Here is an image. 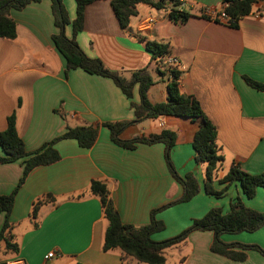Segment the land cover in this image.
<instances>
[{"label": "crops", "instance_id": "0c3cea01", "mask_svg": "<svg viewBox=\"0 0 264 264\" xmlns=\"http://www.w3.org/2000/svg\"><path fill=\"white\" fill-rule=\"evenodd\" d=\"M111 1L87 4L83 29L75 35L83 52L126 78L148 68L154 79L148 99L156 104L168 97L170 70H179L181 92L199 101L217 129L224 157L214 180L221 195H211L204 191L205 165L196 161L192 146L198 121L165 116L131 124L121 133L122 140H133L164 130L175 132L173 167L181 177L193 174L201 187L190 201L157 213L166 228L153 234L152 240L161 242L179 235L213 208L226 214L237 198L246 207L264 212V187L247 198L240 182H221L235 165L252 175L264 172V92L244 80L247 76L255 82L264 81V2L241 18L236 28L201 14L204 8L223 10V0H183L182 11L191 15L184 23L169 17L170 3L163 9L140 4L129 27L123 28ZM63 2L73 22L77 2ZM9 15L17 36L0 38V132L6 130L7 119L13 114L27 152L37 151L68 127L88 124L98 127L99 134L90 149L72 139L58 141L55 148L60 160L30 172L10 215L20 249L17 254L1 251L0 264L13 258L28 264H121V250L103 249L108 223L99 198L90 192L92 181L107 184L122 222L134 226L147 224L153 210L183 194V186L167 166L163 143H138L133 150L125 149L111 141L110 129L103 125L134 120L131 103H140L139 86L128 98L111 78L90 75L83 69L66 73V60L52 39L58 29L50 0L12 9ZM150 18L155 19L152 25L147 24ZM65 33L73 38L72 25L66 26ZM147 42L168 45V55L176 57L179 65L171 68L166 60L159 63ZM23 169L19 160L0 165V196L13 191ZM46 194L54 195L56 202L41 207L40 227H35L30 219L32 204ZM4 220L5 215L0 214V228ZM213 234L190 233L187 244L167 251L166 264H264V256L256 250L247 251L248 258L242 262L217 255L211 250ZM221 239L264 250V227L252 233L224 234ZM52 251L54 256L46 259Z\"/></svg>", "mask_w": 264, "mask_h": 264}, {"label": "trees", "instance_id": "16d2710c", "mask_svg": "<svg viewBox=\"0 0 264 264\" xmlns=\"http://www.w3.org/2000/svg\"><path fill=\"white\" fill-rule=\"evenodd\" d=\"M42 0H0V38L15 39L17 36L16 24L10 18L9 12L12 9H22L31 3ZM51 12L54 17L58 33L52 36L56 49L66 60V73L75 69H83L90 75H99L111 78L112 81L127 95L133 96V88L139 86L140 103H131L135 118L132 121L103 123L111 132L112 142L125 149H134L138 143L165 145V159L167 166L175 178L183 186V194L177 201H172L150 213V221L142 226L128 225L122 222L115 206L110 198L107 184L101 181H92L90 192L97 196L101 202V208L108 223L103 238V249L105 252L121 250V264H166V254L169 249L180 248L187 244V238L194 231H212L213 240L211 250L217 255L224 256L235 261H245L248 258L247 251L256 250L264 256V250L258 245H244L240 243H225L221 236L224 234L252 233L264 227V212L246 207L240 198H237L231 205L230 212L224 214L219 207L211 209L202 218L194 219L192 224L182 233L175 237L168 238L161 242L152 240V235L162 232L166 226L158 220V212L167 209L172 205L186 203L199 193L201 187L193 174L181 177L176 172L171 161V150L177 141V135L171 130H164L160 134L137 137L130 140H122L121 133L131 124H137L146 119H159L165 116H176L182 119H189L199 122V128L195 133L192 143L195 159L199 165H205L204 191L211 195H221L216 191L214 180L216 173L221 167L224 157L221 155V148L218 145V133L216 127L204 114L201 105L196 97L184 95L180 90L181 72L176 69L170 70V80L167 84L168 97L165 102L152 103L148 99V92L154 85V79L148 68L133 71L128 78L118 72L107 69L98 59H91L87 56L75 39V35L82 31L84 26V14L87 4L93 0H76V19L71 22L63 0H50ZM227 3L224 12L230 18V27L236 28L238 22L244 16L251 14L255 7L264 0H223ZM112 8L123 28H128L131 17L136 13V6L148 4L157 9H163L170 3L173 7L169 17L174 21L186 22L191 15L178 10L180 0H112ZM264 12V11H263ZM218 20V19H216ZM72 25L73 38L65 33V28ZM146 47L153 57L163 63L169 52L168 45L159 42H147ZM247 84L259 91L264 92V81L255 82L244 77ZM98 127L88 124L68 127L66 132L46 143L43 147L34 152H27L23 141L16 128L15 116L12 114L7 119V128L0 132V147L4 153L0 156V165L14 161H22L23 175L20 181L9 195L0 196V214L5 215L4 224L0 228V252L6 254H17L20 245L16 241L13 232L15 224L10 221V215L15 199L30 172L38 166H48L60 160L61 155L55 148V144L64 139L77 141L79 146L90 149L98 139ZM238 181L242 186V192L247 198L255 196L260 187H264V172L252 175L243 172L239 165L230 167L227 174L221 180L227 185ZM56 198L52 194H46L43 198L37 199L31 208L30 219L35 227H40L39 212L41 207L55 203ZM185 257L181 262H184Z\"/></svg>", "mask_w": 264, "mask_h": 264}, {"label": "built area", "instance_id": "2783aa9c", "mask_svg": "<svg viewBox=\"0 0 264 264\" xmlns=\"http://www.w3.org/2000/svg\"><path fill=\"white\" fill-rule=\"evenodd\" d=\"M180 2H181V5L177 8L178 10H182L181 8L183 7L182 6L183 0H180ZM226 7H227V3H224V9L221 11H218L215 8H206V9L204 8V9H202V11L206 17L213 18L215 20L218 19V21L227 23V25H229L230 24V18L224 12ZM154 22H155V19L150 18L147 21V24L152 25ZM166 63L168 65H170L171 68H175L176 66L179 65V60L174 56L167 55L166 56ZM54 254H55L54 251L48 253V255L46 256V259H51L54 256ZM1 264H28V263L21 258H13V259L4 261Z\"/></svg>", "mask_w": 264, "mask_h": 264}, {"label": "rangeland", "instance_id": "374dc122", "mask_svg": "<svg viewBox=\"0 0 264 264\" xmlns=\"http://www.w3.org/2000/svg\"><path fill=\"white\" fill-rule=\"evenodd\" d=\"M182 4H183L182 6L184 7V6H185L184 3H182ZM184 11H185V10H184ZM185 12H187V11H185ZM188 14H189V13H188ZM201 14L204 15L202 10H201ZM189 15H190V14H189Z\"/></svg>", "mask_w": 264, "mask_h": 264}]
</instances>
